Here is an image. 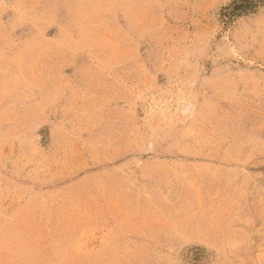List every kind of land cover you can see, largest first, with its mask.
I'll return each instance as SVG.
<instances>
[{
    "label": "rangeland",
    "instance_id": "374dc122",
    "mask_svg": "<svg viewBox=\"0 0 264 264\" xmlns=\"http://www.w3.org/2000/svg\"><path fill=\"white\" fill-rule=\"evenodd\" d=\"M249 1L0 0V264H264Z\"/></svg>",
    "mask_w": 264,
    "mask_h": 264
},
{
    "label": "trees",
    "instance_id": "16d2710c",
    "mask_svg": "<svg viewBox=\"0 0 264 264\" xmlns=\"http://www.w3.org/2000/svg\"><path fill=\"white\" fill-rule=\"evenodd\" d=\"M241 1H243V2L247 1L246 6H243L245 10H248V9L251 10V9L255 8V6H256L253 2H251L249 0H241ZM236 7H238V6H236Z\"/></svg>",
    "mask_w": 264,
    "mask_h": 264
}]
</instances>
